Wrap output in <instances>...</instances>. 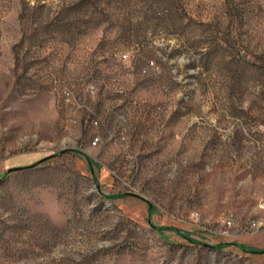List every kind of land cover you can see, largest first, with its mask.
I'll use <instances>...</instances> for the list:
<instances>
[{"label":"rangeland","instance_id":"rangeland-1","mask_svg":"<svg viewBox=\"0 0 264 264\" xmlns=\"http://www.w3.org/2000/svg\"><path fill=\"white\" fill-rule=\"evenodd\" d=\"M264 0H0V264H264Z\"/></svg>","mask_w":264,"mask_h":264},{"label":"trees","instance_id":"trees-1","mask_svg":"<svg viewBox=\"0 0 264 264\" xmlns=\"http://www.w3.org/2000/svg\"><path fill=\"white\" fill-rule=\"evenodd\" d=\"M243 250L250 252V253H262V252H264V249L258 250V249H252L249 247H243Z\"/></svg>","mask_w":264,"mask_h":264}]
</instances>
